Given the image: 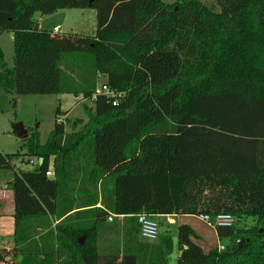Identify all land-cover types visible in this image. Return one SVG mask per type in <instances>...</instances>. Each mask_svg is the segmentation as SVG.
I'll return each mask as SVG.
<instances>
[{
  "label": "trees",
  "instance_id": "16d2710c",
  "mask_svg": "<svg viewBox=\"0 0 264 264\" xmlns=\"http://www.w3.org/2000/svg\"><path fill=\"white\" fill-rule=\"evenodd\" d=\"M219 4L0 0V33L14 37L13 67L0 49V86L94 104L73 121L78 130L66 132L58 108L45 144L29 134L33 170L0 151L15 226L0 264H170L173 236L140 242L141 213L235 218L215 227L224 250L206 251L179 225L177 264H264V0ZM84 8L97 11L93 35L35 18ZM101 81L117 96L97 93Z\"/></svg>",
  "mask_w": 264,
  "mask_h": 264
},
{
  "label": "rangeland",
  "instance_id": "374dc122",
  "mask_svg": "<svg viewBox=\"0 0 264 264\" xmlns=\"http://www.w3.org/2000/svg\"><path fill=\"white\" fill-rule=\"evenodd\" d=\"M163 1L173 3L175 0ZM201 1L206 5L213 6L217 10L220 9L219 0ZM35 18L39 20L41 26L49 30L53 29V21L56 25L61 24L60 33L62 34L77 33L81 35H93L97 29V11L93 8L61 9L53 14L47 15L37 13ZM0 49L4 53L7 66L10 68L13 67L14 37L12 33H0ZM100 84L102 85V81ZM115 96H117V94H115ZM84 104L92 107L94 105L92 100H84L82 94H15L8 92L0 86V151L4 154L21 153L22 156H19L13 162L15 168L25 171L33 170L37 167L38 157L27 154L29 151L26 142L27 138H19L14 131V126L21 123L29 134L38 133L40 143L45 144L54 129L57 109H60L59 120L65 121L66 132L70 133L82 127V125H79L75 129L73 125L74 120L78 118H83L85 122L88 120ZM67 118L71 119V121L67 122ZM50 169L54 171L52 162ZM11 177L12 170H0V183L4 184L5 193L11 192L12 190L10 185H7L9 184L7 180ZM8 195L9 194L4 196L5 205L4 207L0 206V210H3L1 212H7L13 209L12 197ZM4 219L5 221L0 222V244L11 245L13 235L10 234L14 232V221H8L9 219L7 216H5ZM170 219L175 222L171 223L166 216L157 218L160 224V234L169 232L173 236V250L168 258L170 264H177L178 248L176 237L177 228L181 224H189L193 228L198 236V242L206 251L220 245L218 236H216L215 233V228L201 221L197 215L183 217L174 215V217L171 216ZM109 233H105V238L101 241L103 247L107 245V240L110 237ZM139 240L143 243H151L144 241L142 238Z\"/></svg>",
  "mask_w": 264,
  "mask_h": 264
},
{
  "label": "built area",
  "instance_id": "2783aa9c",
  "mask_svg": "<svg viewBox=\"0 0 264 264\" xmlns=\"http://www.w3.org/2000/svg\"><path fill=\"white\" fill-rule=\"evenodd\" d=\"M60 27L57 26L53 29L54 32H59ZM97 93H104L107 96L115 97L114 91L107 85L102 84L99 85L97 88ZM32 162V161H31ZM48 177L54 176V171H52L50 168L47 171ZM167 217V219L172 223L170 217H174V215H164ZM117 217L118 219H122L124 216H115L112 215L108 218L109 221H112L113 218ZM138 223L140 225V235L141 238L144 241L147 242H154L158 240L159 234H160V224L159 221L150 215H147L146 213H141L137 215ZM198 218L203 221L204 223H207L209 226L217 227V226H224V227H230L234 224L235 218L230 214H219L214 219L210 217L208 214H200L198 215ZM174 223V222H173ZM220 250H224L225 246L223 244H220L218 246Z\"/></svg>",
  "mask_w": 264,
  "mask_h": 264
},
{
  "label": "crops",
  "instance_id": "0c3cea01",
  "mask_svg": "<svg viewBox=\"0 0 264 264\" xmlns=\"http://www.w3.org/2000/svg\"><path fill=\"white\" fill-rule=\"evenodd\" d=\"M38 23H39V20H38ZM53 23V29L55 28V27H57V26H59L60 27V30H59V33H60V31H61V24H54L55 22L53 21L52 22ZM39 25L41 26V23H39ZM41 27H43V26H41ZM44 28V27H43ZM52 29V30H53ZM11 180V178L9 179V180H7V182L9 183V181ZM8 186H9V184H7ZM5 187H4V184L3 183H0V206H2V207H4V205H5V200H4V196L6 195L7 196V194H9V195H11V197H12V201H14L13 200V191L11 190V192L9 191V192H6L5 193ZM7 191V190H6ZM8 195V196H9ZM1 211H3V210H0V222L1 221H5V216H7L8 217V221H14V218H13V213H14V204H13V209L12 210H9V211H7V212H1ZM161 217H164V216H161ZM183 217V216H182ZM158 218V217H157ZM13 219V220H12ZM175 222V221H174ZM14 229H15V227H14ZM14 233V232H13ZM215 233H216V231H215ZM10 235H13V234H10ZM2 236H4V235H2ZM1 236V237H2ZM216 236H217V233H216ZM12 244V243H11ZM1 247H6V248H9V245H3V244H0V248Z\"/></svg>",
  "mask_w": 264,
  "mask_h": 264
},
{
  "label": "water",
  "instance_id": "95a60500",
  "mask_svg": "<svg viewBox=\"0 0 264 264\" xmlns=\"http://www.w3.org/2000/svg\"><path fill=\"white\" fill-rule=\"evenodd\" d=\"M14 131L17 133L18 137L21 139H26L29 136V132L24 128V126L21 123H18L14 126ZM244 243H245V238H240L236 240V242L232 246V249L235 250L243 246Z\"/></svg>",
  "mask_w": 264,
  "mask_h": 264
}]
</instances>
